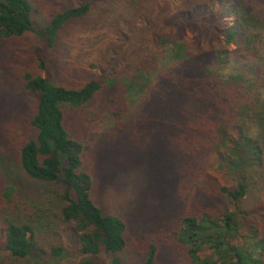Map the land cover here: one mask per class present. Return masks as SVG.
<instances>
[{
  "label": "trees",
  "instance_id": "obj_1",
  "mask_svg": "<svg viewBox=\"0 0 264 264\" xmlns=\"http://www.w3.org/2000/svg\"><path fill=\"white\" fill-rule=\"evenodd\" d=\"M116 1L124 23L148 46L120 82L131 101L145 95L143 127L165 159L153 180L148 174L149 189L192 199L176 217L174 239L192 264H264V47L261 53L252 46L255 31H264V0ZM92 5L82 0L54 8L39 31L34 0H0V39L34 33L51 51L64 27ZM38 58L46 70L40 51ZM161 60L172 66L160 71ZM21 81L39 103L30 119L35 133L17 159L46 189L43 201L30 202L14 183L0 182V263L6 262L1 252L15 261L67 262L66 249L51 240L63 224L76 234L83 256L67 264L121 254L126 225L92 199L93 179L81 170L84 145L66 125V111L88 110L104 84L91 79L69 88L30 71ZM157 252L152 244L143 264H154ZM113 262L121 264L117 257Z\"/></svg>",
  "mask_w": 264,
  "mask_h": 264
},
{
  "label": "rangeland",
  "instance_id": "obj_2",
  "mask_svg": "<svg viewBox=\"0 0 264 264\" xmlns=\"http://www.w3.org/2000/svg\"><path fill=\"white\" fill-rule=\"evenodd\" d=\"M80 1L34 0L38 9L33 16L35 28L45 29L54 8L78 6ZM83 1H92L90 13L68 23L51 51L43 48L34 33L20 39H0V182L14 183L25 200L42 197L43 201L45 185L26 176L17 159L24 139L35 133L30 119L39 103V96L23 88L21 74L30 71L69 88L99 79L104 87L92 106L85 111H66V125L72 137L84 145L81 170L93 179L92 199L124 221L127 245L121 254L93 257V264H114L115 257L121 264H143L152 244L158 247L154 264H192L173 235L180 227L176 217L192 199L184 202L174 193L165 195L149 189L148 174L152 179V173L165 164V159L160 147L150 145L151 133L143 127L145 95L131 101L120 82L128 75L135 57L148 46L137 38V31L124 23L125 11L119 1ZM252 46L262 53V29L255 31ZM39 51L46 59V70L39 68ZM170 65L161 60L159 69L163 71ZM253 204L257 205L256 200ZM51 240L68 252L69 259L62 260V264L83 258L70 227L61 225ZM1 255L6 256V262L0 264L37 263L32 259L11 260L4 252ZM37 264L52 263L39 258Z\"/></svg>",
  "mask_w": 264,
  "mask_h": 264
}]
</instances>
